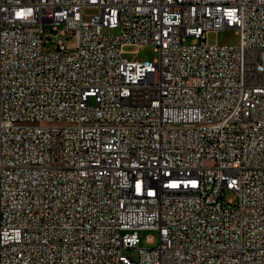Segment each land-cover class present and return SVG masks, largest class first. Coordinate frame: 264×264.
<instances>
[{
  "label": "built area",
  "instance_id": "1",
  "mask_svg": "<svg viewBox=\"0 0 264 264\" xmlns=\"http://www.w3.org/2000/svg\"><path fill=\"white\" fill-rule=\"evenodd\" d=\"M0 264H264V0H0Z\"/></svg>",
  "mask_w": 264,
  "mask_h": 264
},
{
  "label": "rangeland",
  "instance_id": "2",
  "mask_svg": "<svg viewBox=\"0 0 264 264\" xmlns=\"http://www.w3.org/2000/svg\"><path fill=\"white\" fill-rule=\"evenodd\" d=\"M95 11L92 9H85L83 11V20H88L89 16L94 14ZM48 27H44V29H47ZM57 29H61V25L57 26ZM103 35H116V30H109V29H103L102 31ZM58 39L62 40L63 45L65 48H69L71 46V40L65 39L62 36H58ZM207 44H217V45H226V46H235L238 42V37L235 34V30L233 29H223L217 32H212L206 35L205 40ZM195 43V41L188 39L186 41V44ZM123 51V58L129 59V58H138L142 60L147 61H154L157 58V53L154 51V47L152 45L146 44L142 45L140 47H134V46H125L122 49ZM226 198H230L231 196L229 194H225ZM146 238L152 239V244L148 246L145 242ZM157 243V234L155 231L152 230H145L141 231L140 235L138 237V244L137 248H146V247H155ZM122 254L124 256H129L132 259H135L137 256L136 250H122Z\"/></svg>",
  "mask_w": 264,
  "mask_h": 264
}]
</instances>
